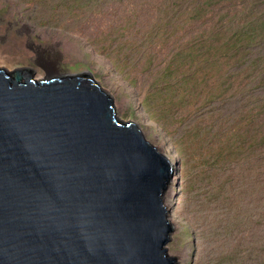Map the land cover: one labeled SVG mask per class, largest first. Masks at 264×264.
I'll use <instances>...</instances> for the list:
<instances>
[{"label": "water", "instance_id": "water-1", "mask_svg": "<svg viewBox=\"0 0 264 264\" xmlns=\"http://www.w3.org/2000/svg\"><path fill=\"white\" fill-rule=\"evenodd\" d=\"M180 189L96 82L0 74V264H173L164 199Z\"/></svg>", "mask_w": 264, "mask_h": 264}, {"label": "rangeland", "instance_id": "rangeland-1", "mask_svg": "<svg viewBox=\"0 0 264 264\" xmlns=\"http://www.w3.org/2000/svg\"><path fill=\"white\" fill-rule=\"evenodd\" d=\"M199 1L0 0L1 69L10 73L33 70L38 81L46 75H89L113 101L121 120L136 124L161 155L176 156L181 193L172 188V196L165 199V204L175 227L169 255L180 264H217L227 245L231 246L226 235L229 213L226 196L217 202L207 193L210 185L200 174L203 168L191 146L192 140L185 135L199 119L203 120L205 132L213 127V133L217 134L222 115L264 101V91L251 95L239 88L228 93V105L220 101L200 113L191 106L186 111L188 116H184L185 122L173 120L169 115L162 118L159 101L149 102L160 73L178 53V46L190 42L198 30L197 25H183L178 40L169 41V33L163 38L159 27L169 30L166 27L169 10L175 8L184 13L199 5ZM223 9L222 16L230 12L231 18L237 16L232 23L234 27L244 14L252 16L253 21L263 17L264 22V0H234L226 6H215L204 22L215 19V14ZM234 10L242 14L237 15ZM256 59H264V32L243 61L234 59L226 66L223 73V78L229 79L226 86L244 85V75L257 70L253 67ZM258 65L256 75L264 76V61ZM205 99L204 96L201 100ZM203 102L194 101L193 105L200 109ZM145 104L153 107L160 120L145 112ZM184 228L193 233V245Z\"/></svg>", "mask_w": 264, "mask_h": 264}, {"label": "trees", "instance_id": "trees-1", "mask_svg": "<svg viewBox=\"0 0 264 264\" xmlns=\"http://www.w3.org/2000/svg\"><path fill=\"white\" fill-rule=\"evenodd\" d=\"M233 2L200 0L199 5L184 13L175 8L169 10L166 26L169 30L161 27L158 30L163 38L169 33V41L178 40L183 25H197L198 30L190 42L178 46V53L160 73L149 98V102L159 101L161 117L169 115L173 120L179 118V122H185L184 116H188L186 111L191 106L200 113L220 101L228 105V93L239 88L251 95L264 91V76L256 75L260 69L258 64L262 65L264 59L255 60L253 67L257 70L244 75L241 87H234L235 84L228 87L229 79L223 78L226 66L234 59L243 61L264 32L263 17L253 21L252 16L244 14L234 27L232 23L237 16L231 18V12L222 16L224 9L215 14V19L204 22L212 8ZM260 77H263L261 81ZM204 96L206 99L201 100ZM194 101L204 102L199 109L193 105ZM247 106L222 115L217 134L213 133V127L205 132L203 120L199 119L185 135L187 140H192L191 146L203 168L200 174L210 185L207 193L217 202L226 196L224 201L229 204L226 235L231 246L227 245L217 264H264V101ZM144 107L149 116L160 120L150 104ZM184 230L193 245V233L188 228Z\"/></svg>", "mask_w": 264, "mask_h": 264}, {"label": "bare ground", "instance_id": "bare-ground-1", "mask_svg": "<svg viewBox=\"0 0 264 264\" xmlns=\"http://www.w3.org/2000/svg\"><path fill=\"white\" fill-rule=\"evenodd\" d=\"M35 73L36 72H34L33 70H29V69L21 70V71L15 72V73H10V72H8V71L0 68V74L4 75L6 78L15 79V78L24 77V76H31V78H32V80H33V82L35 84H40V85H44V86H48L49 85V82L51 80H53V79H56V78H65V77L66 78H69V79L86 78V79L90 80L91 82H94V80L89 75H86V74L78 75V76H51V75H46V77L42 81H38L35 78ZM96 85L100 89V87L98 86L97 83H96ZM103 95H104L105 101L108 102V103H110V104H112L114 106V109H115V105H114L113 101L110 100V98L104 92H103ZM115 111H116V109H115ZM117 122H118L119 126L121 128H123V129H125V130H138L140 132L142 138L146 141V139L144 138L141 130L139 129V127L136 124H134V123H126L123 120H121L118 117V115H117ZM147 143L160 155V157H161V159H162L163 162H171L172 161V157L173 156L171 154H169V157L163 156V155H161L159 153V150L156 147H154L153 145H151L149 142H147ZM165 199H164V209H165V215L168 217L167 226H172V228H173V234H174L175 227H174L173 223L170 220L171 213H170L169 207L165 204ZM170 241H171V239H170ZM161 254H163V256H169L170 257L169 250L168 251H165V249H161ZM170 261L173 264H180V262L175 257H170Z\"/></svg>", "mask_w": 264, "mask_h": 264}]
</instances>
